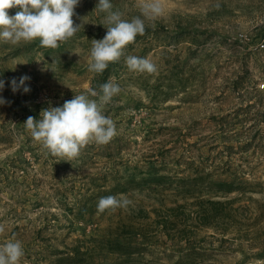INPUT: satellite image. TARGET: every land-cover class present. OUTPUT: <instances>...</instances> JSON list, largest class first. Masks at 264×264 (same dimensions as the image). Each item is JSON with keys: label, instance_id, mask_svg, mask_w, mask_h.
Wrapping results in <instances>:
<instances>
[{"label": "rangeland", "instance_id": "1", "mask_svg": "<svg viewBox=\"0 0 264 264\" xmlns=\"http://www.w3.org/2000/svg\"><path fill=\"white\" fill-rule=\"evenodd\" d=\"M96 2L80 0L73 20L81 26L57 48L39 38L0 42V246L19 240V264L49 262L55 249L76 243L94 244L90 264H264V0H160L154 19L143 16L144 0H112L123 19L141 16L145 32L103 73L88 69L93 39L107 31ZM129 55L150 59L157 71H130ZM24 75L30 91L13 92L11 80ZM109 81L120 92L104 107L117 129L108 143L90 141L70 159L31 135L29 116L39 120L42 109L99 93ZM149 162L172 186L132 185L114 194L127 206L81 220L65 207ZM234 178L230 192L209 189ZM209 197L230 206L211 224L197 217L198 202ZM118 226L128 228L122 241L139 246L131 256L91 239Z\"/></svg>", "mask_w": 264, "mask_h": 264}, {"label": "clouds", "instance_id": "2", "mask_svg": "<svg viewBox=\"0 0 264 264\" xmlns=\"http://www.w3.org/2000/svg\"><path fill=\"white\" fill-rule=\"evenodd\" d=\"M80 0H0V42L19 44L39 38L45 47L57 48L59 42L73 37L81 24L74 23L75 8ZM97 12L106 13V34L101 39H93L90 50L88 69L93 73H103L109 62L118 61L124 48L132 43L136 36L145 32L144 19L141 16L131 20L122 18V13L113 10L112 0H97ZM16 8L14 15L8 9ZM163 11L160 0H144L141 12L146 18H155ZM126 64L130 71L137 73H155L157 66L146 57L129 55ZM13 78L10 82L13 92L23 86V91H30L25 81ZM5 88V81L0 79V92ZM120 92V86L112 81L100 85V92L95 89L81 92L60 106L42 109V118L29 116L26 126L31 135L41 141L50 153L56 156L76 158L81 149L90 141L99 144L108 143L116 134L114 120L104 114V107ZM90 96L98 99H91ZM6 103L0 95V105ZM40 112V113H41ZM129 200L106 196L99 199L97 210L127 206ZM2 231V229H0ZM24 255L23 245L19 240H9L0 246V264H19Z\"/></svg>", "mask_w": 264, "mask_h": 264}, {"label": "trees", "instance_id": "3", "mask_svg": "<svg viewBox=\"0 0 264 264\" xmlns=\"http://www.w3.org/2000/svg\"><path fill=\"white\" fill-rule=\"evenodd\" d=\"M162 170L163 168H158L155 162H149L145 170H134L133 172L126 171V175L118 178H124L125 182H116L108 188L105 185L97 186L94 191L90 193H83L81 197L76 198L72 204H65V207L68 208L69 212L73 213L76 219L81 220L84 219L86 215H92L95 211H97V204L100 198L126 192L129 189H132V185H134L137 189L145 187L148 191H156L162 187L172 186L171 183L168 184L171 176L161 172ZM197 179V177L194 178V181L197 182ZM235 182V178L228 181L218 180L215 184H212L209 189L214 190L217 194L230 192L235 189ZM244 184L245 183L242 185ZM212 196H216V194ZM206 202L208 205L205 204ZM205 203L203 201L198 202L199 208L197 211V217H199L203 223L205 222L211 224L212 220L221 216V213L222 216H224L223 214H227L226 211H229L227 209L230 207L227 206V204L229 205L228 202L214 200L212 197L206 199ZM166 222V220H163L162 222V226L165 229H167ZM113 229L114 228L108 227L107 237H94L91 239L95 242L102 240L101 245L103 249H106L108 252L124 255L125 257L131 256L133 252L138 250L139 246L136 244L121 240V237L127 232L128 228L125 226H118L115 227V231ZM91 247L93 248L94 244L92 246H81V244L76 243L71 247L55 249L52 252L54 255V258H52L53 260L43 262L41 259H37L35 264H90Z\"/></svg>", "mask_w": 264, "mask_h": 264}]
</instances>
